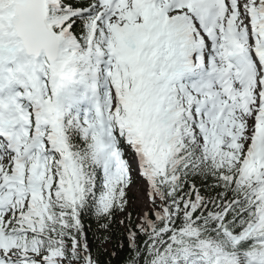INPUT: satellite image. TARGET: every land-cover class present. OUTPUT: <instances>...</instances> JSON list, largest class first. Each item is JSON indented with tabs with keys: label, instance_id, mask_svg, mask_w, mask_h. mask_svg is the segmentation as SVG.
Here are the masks:
<instances>
[{
	"label": "snow or ice",
	"instance_id": "1",
	"mask_svg": "<svg viewBox=\"0 0 264 264\" xmlns=\"http://www.w3.org/2000/svg\"><path fill=\"white\" fill-rule=\"evenodd\" d=\"M117 262L264 264V0H0V264Z\"/></svg>",
	"mask_w": 264,
	"mask_h": 264
},
{
	"label": "rangeland",
	"instance_id": "2",
	"mask_svg": "<svg viewBox=\"0 0 264 264\" xmlns=\"http://www.w3.org/2000/svg\"><path fill=\"white\" fill-rule=\"evenodd\" d=\"M139 193L137 192L135 186L133 187V189L130 192V196L133 198V202H135V197L138 196Z\"/></svg>",
	"mask_w": 264,
	"mask_h": 264
},
{
	"label": "trees",
	"instance_id": "3",
	"mask_svg": "<svg viewBox=\"0 0 264 264\" xmlns=\"http://www.w3.org/2000/svg\"><path fill=\"white\" fill-rule=\"evenodd\" d=\"M106 247H109V251H112L113 249H111L110 245H106ZM105 259H107V257H105ZM117 264H119V262H117Z\"/></svg>",
	"mask_w": 264,
	"mask_h": 264
}]
</instances>
